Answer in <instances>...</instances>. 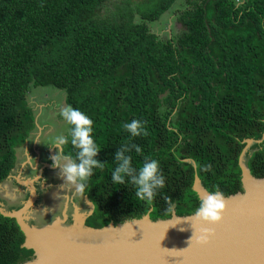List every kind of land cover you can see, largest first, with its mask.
<instances>
[{"label": "trees", "instance_id": "obj_1", "mask_svg": "<svg viewBox=\"0 0 264 264\" xmlns=\"http://www.w3.org/2000/svg\"><path fill=\"white\" fill-rule=\"evenodd\" d=\"M109 1L0 0V184L35 125L31 87L63 91L65 105L93 121L104 167L94 169L84 193L96 205L87 228L192 215L201 201L195 178L207 192H242L247 140L254 143L246 166L264 178V0H184L181 30L167 39L149 24L177 0H121L105 15ZM133 119L146 122L147 136L123 130ZM129 140L142 149L130 153L133 167L147 156L165 177L151 203L132 184L111 180L115 153ZM64 151L76 150L69 143ZM24 240L16 220L0 214V264L30 260Z\"/></svg>", "mask_w": 264, "mask_h": 264}, {"label": "water", "instance_id": "obj_2", "mask_svg": "<svg viewBox=\"0 0 264 264\" xmlns=\"http://www.w3.org/2000/svg\"><path fill=\"white\" fill-rule=\"evenodd\" d=\"M253 143L247 140L239 157L242 192L225 197L239 196L246 201L225 213L220 224L203 225L215 232L208 245L188 243L194 229L185 218L193 214L178 217L173 213L170 219L155 222L146 215L140 220L93 230L84 226L93 212L91 208L80 220L85 228L82 229L90 232L91 237L79 236L75 227L74 232L63 228L58 220L42 229L29 228L20 215L24 209L11 213L0 209V214L16 220L24 234L23 246L33 250V257L22 264H264V194L251 193L245 186L246 177L255 183H264V178H254L242 161ZM193 190L200 200L208 194L197 178ZM231 213L234 215L230 216Z\"/></svg>", "mask_w": 264, "mask_h": 264}, {"label": "clouds", "instance_id": "obj_3", "mask_svg": "<svg viewBox=\"0 0 264 264\" xmlns=\"http://www.w3.org/2000/svg\"><path fill=\"white\" fill-rule=\"evenodd\" d=\"M60 115L70 128L67 136L56 137L52 148L57 151L49 159L52 162L51 167L58 170V177L64 181L58 186V189L61 191L66 189L71 195H60L58 192L56 198L65 201L80 195L83 199L86 196L84 193L89 188L88 181L94 174V169H103L104 167V164L96 159L101 149L93 139V121L84 112L67 105L61 108ZM145 123L133 119L124 123L122 127L133 138L147 136ZM69 143L76 150L75 155L71 152L65 153L64 146ZM133 150L136 154L142 155L141 147L130 140L123 143L116 151V167L111 173V180L114 184L123 185L126 182L132 184L135 188V196L141 201L151 203L157 196L158 190L165 187V177L160 170L159 161L147 156L144 157L143 163L138 169L133 167L130 155ZM205 170L211 171V165L206 166ZM32 194H36L34 189ZM162 198L168 206L166 210L171 212L174 208L173 200L167 194ZM29 203L31 204L30 200ZM86 203L95 210L96 205L92 201L89 200ZM42 211L48 213L53 209L44 207ZM226 211V198L217 186L214 191H209L200 201L194 214L185 218L191 222L194 229V234L188 242L190 246L193 241L200 245H208L215 236V232L212 228L203 225L220 224ZM132 233L134 236L135 233L133 231Z\"/></svg>", "mask_w": 264, "mask_h": 264}, {"label": "rangeland", "instance_id": "obj_4", "mask_svg": "<svg viewBox=\"0 0 264 264\" xmlns=\"http://www.w3.org/2000/svg\"><path fill=\"white\" fill-rule=\"evenodd\" d=\"M120 1L121 0H110L109 2H107V4L103 8L104 14L105 15H113L112 14L113 12H115V11L117 12L118 7L120 6V4H119ZM134 1H136V3H137L140 0H134ZM185 7H186V5H185L184 0H177L173 4V6L169 9V11L164 13L157 21L149 24L150 30L153 33L157 34V36L161 39H167L170 37H175V35H177L181 30V26L177 21V17L179 15V13L185 9ZM109 12H111V13H109ZM138 18L139 17H136L135 21H138ZM64 96H65V94L63 91L57 90L53 87H35V88L31 87L30 91L28 93V96H27L28 103H29V105L32 108L33 113H34L35 127L37 126V127L45 128L44 132H42L43 137L49 133L51 128L53 130H55V132L50 133L48 135V137H46L43 140V143L45 144V146L48 145L47 147L43 146L44 144L43 145L39 144V148L45 154L46 153H48L49 155L51 154V150L54 149L52 147H54L56 137L61 136L62 134L65 133V131L68 132V130L70 128V126L64 120H61V121L59 120L60 118H62V116L58 115V114H60L61 108L66 106L64 103ZM46 131L48 133H46ZM31 141H29V146H27L29 152H31ZM26 145H27V140L24 143V147ZM17 149H16V152H17ZM55 151H57V150H55ZM247 151H246V153H247ZM246 153L242 157L243 164H245V165H246V160H247ZM15 156H16V154H15ZM46 159H44V160H46ZM39 172H40V170H39ZM39 177H40V179H38L37 181L33 182L32 184L29 183L27 186H24L22 188L21 197L19 199V202L17 203L19 206V209L16 211L24 209L23 212L20 213V215H22V220L24 221L26 226H28L29 228H32V229H42L47 225H51L53 223V221H56V220L61 221L62 220L61 219L62 213L66 212V213L71 214V210L75 206H77V204H79V214H78L79 215V220H78L79 221V230L82 228L85 229L83 227L82 223L80 222V220L83 219L89 213L86 211H90L91 207L86 203V201H87L86 198L84 197L82 199V196H80V195H76V196L72 197L71 199H68L67 202L69 203V205H68L67 211H66V206H65L66 202L61 201L60 199L56 198L58 192L60 195L66 194L65 190L61 191L58 189H54L53 190L54 194H52L53 196H48V198L51 197V200H52L50 202L51 205L48 202H44L45 207H48V208L52 207V208H54L53 211L48 212V213H43L42 210L36 211L37 210L36 207L38 206V202H39V205H42V202H40L39 200L43 196V188L48 187L50 185L47 171L45 174H43V176H39ZM33 189L36 191V194H32ZM29 200L32 202L31 204H29ZM53 200H57L56 201L57 203L56 204L54 203V205L52 204ZM16 207H17V205L14 208H16ZM39 207H42V206H39ZM228 208H231V207H228ZM13 212H15V211H13ZM24 212L26 213V215L24 214ZM10 213H11V211H10ZM23 215H25V217H23ZM29 215H31L32 218H34V219L33 220L30 219ZM34 215H36V217H33ZM64 217L65 216H63V218ZM67 217L69 218L70 215H67ZM76 221H75V219L71 218V219H68L67 222H64L62 220L60 223H61V226L63 228H65L71 232H74L75 229H77L76 224H78V223H76ZM73 222H74V224H73ZM80 223H81V225H80ZM74 227H75V229H74ZM78 235L83 236L80 233ZM74 238L77 239L79 237L75 236Z\"/></svg>", "mask_w": 264, "mask_h": 264}, {"label": "crops", "instance_id": "obj_5", "mask_svg": "<svg viewBox=\"0 0 264 264\" xmlns=\"http://www.w3.org/2000/svg\"><path fill=\"white\" fill-rule=\"evenodd\" d=\"M58 115H60V114H58ZM59 120L61 121L63 119L60 118ZM44 129L45 128H43V127H37V126L35 127V125H34L33 130L30 132V134L27 138V145L25 147H24V145L21 146L20 148L17 149V152H15V154H16V156H15L16 157L15 167L12 170L9 177L4 182H2L0 184V209L4 213H9L10 211L13 212V211L18 210L19 206L17 203L19 202V199L21 197L22 188L24 186H27L29 183L32 184L33 182L40 179L39 176H43V174H45L46 171L48 172V178H49L50 185L48 187L43 188V196L39 200L40 202H42V205H39V202H38V206L36 207V209H37L36 211H41L42 208L45 207L44 202L50 203L52 200H51V197L48 198V196H53L52 195V194H54L53 190L58 189V186L60 184L64 183V181L58 177V170L51 167L52 162L49 159V157L51 155L55 154L56 149L54 148L53 150H51V154L49 155L48 153L45 154L44 152H42V150L39 148V144L43 145L44 144L43 140L46 137H48V135L50 133L55 132V130H53L51 128L49 133L46 131V133H48V134H46V136L43 137L42 132H44ZM68 132H69V130H68ZM68 132L65 131V133L62 135L67 136ZM29 141H31V152L28 151V147H27V146H29ZM43 146H45V144ZM47 146L48 145H46L45 147H47ZM44 159H46V160H44ZM39 170H40V172H39ZM65 193L67 195H71V193L68 192L66 189H65ZM56 201L57 200H53L52 204L53 205H54V203L56 204L57 203ZM67 201L68 200H65L66 211H67V207L69 205V203ZM16 205H17V207L14 208ZM50 205H51V203H50ZM39 206H42V207H39ZM50 208H52V207H50ZM52 209H54V208H52ZM24 214L26 215L25 212H24ZM78 214H79V204H77V206H75L71 210V214L66 213V212L62 213L61 219L64 222H67V220L71 219V218L75 219V221H76L79 219ZM25 215H23V217H25ZM67 215H70V217L68 218ZM63 216H65V217L63 218ZM33 217H36V215H34ZM29 218L32 220L34 219V218H32L31 215H29ZM76 223H77V221H76ZM73 224H74V222H73ZM76 226L79 227L78 224H76Z\"/></svg>", "mask_w": 264, "mask_h": 264}, {"label": "bare ground", "instance_id": "obj_6", "mask_svg": "<svg viewBox=\"0 0 264 264\" xmlns=\"http://www.w3.org/2000/svg\"><path fill=\"white\" fill-rule=\"evenodd\" d=\"M258 183H260L259 185H257ZM245 186H246V189L251 192V193H254V194H258V195H262L264 194V183H261V181H258V182H254L253 180H251L250 178L246 177L245 178ZM206 195L204 194L203 195V198L205 197ZM246 198H242L240 199V197L238 198H234V199H226L227 201V206L228 207H231V208H228L227 207V212H231V211H234L235 209L239 208L237 206H240L241 204H243L246 200ZM234 214L231 213L230 216H233ZM223 222V221H222ZM76 232L77 233H80L82 234L83 236H86V237H91V235H88V233L90 234V232H87V231H84L82 229L79 230V227L76 226ZM92 234V233H91ZM33 239L31 238V241Z\"/></svg>", "mask_w": 264, "mask_h": 264}]
</instances>
